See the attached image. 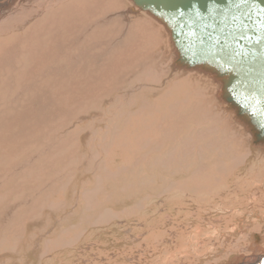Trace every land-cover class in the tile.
Instances as JSON below:
<instances>
[{
  "label": "rangeland",
  "instance_id": "rangeland-1",
  "mask_svg": "<svg viewBox=\"0 0 264 264\" xmlns=\"http://www.w3.org/2000/svg\"><path fill=\"white\" fill-rule=\"evenodd\" d=\"M52 1L0 0V264H264L219 85L128 0Z\"/></svg>",
  "mask_w": 264,
  "mask_h": 264
},
{
  "label": "water",
  "instance_id": "water-1",
  "mask_svg": "<svg viewBox=\"0 0 264 264\" xmlns=\"http://www.w3.org/2000/svg\"><path fill=\"white\" fill-rule=\"evenodd\" d=\"M162 25L173 69L218 85V101L264 149V0H128Z\"/></svg>",
  "mask_w": 264,
  "mask_h": 264
},
{
  "label": "bare ground",
  "instance_id": "bare-ground-1",
  "mask_svg": "<svg viewBox=\"0 0 264 264\" xmlns=\"http://www.w3.org/2000/svg\"><path fill=\"white\" fill-rule=\"evenodd\" d=\"M7 1H8V0H7ZM14 1H15V0H14ZM22 1H24V0H22ZM53 1H54V0H53ZM53 1H52V2H53ZM17 2H20V1H17ZM55 2H56V1H55ZM42 4H43V3H42ZM54 4H55V3H54ZM12 5H13V4H12ZM50 5H51V3H50ZM19 6H21V4H20ZM46 6H47V4H46ZM48 6H49V5H48ZM48 6H47V7H48ZM23 7H24V6H23ZM39 7H40V6H39ZM41 7H42V5H41ZM41 7H40V8H41ZM43 7H45V6H43ZM43 7H42V8H43ZM43 10H44V9H43ZM0 11H1V10H0ZM6 13H7V12H6ZM40 13H41V12H40ZM141 13H142V12H141ZM4 14H5V13H4ZM37 14H38V13H37ZM122 15H123V14H122ZM144 15H145V13H144ZM26 17H27V16H26ZM146 17H147V16H146ZM5 18H6V17H5ZM153 20H154V19H153ZM24 22H25V21H24ZM151 23H152V22H151ZM23 24H24V23H23ZM156 26H157V25H156ZM158 26H159V25H158ZM244 127H245V126L242 125V127H241L240 129H241V130H244ZM169 247H170V246H169ZM162 248H163V247H162ZM167 248H168V247H167Z\"/></svg>",
  "mask_w": 264,
  "mask_h": 264
}]
</instances>
